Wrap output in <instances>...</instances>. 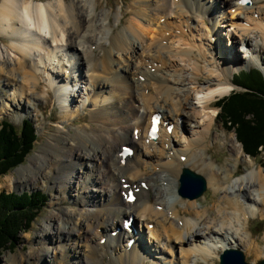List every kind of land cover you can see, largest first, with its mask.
<instances>
[{"label": "bare ground", "instance_id": "6f19581e", "mask_svg": "<svg viewBox=\"0 0 264 264\" xmlns=\"http://www.w3.org/2000/svg\"><path fill=\"white\" fill-rule=\"evenodd\" d=\"M217 1L233 6L235 11L252 12L244 6L243 0ZM99 7L96 0H73L70 4L66 0H0V39L10 41L9 45L5 43L6 49L0 48V87L4 90L10 88L16 93L20 99L18 106L32 109L29 102L31 98L43 101L40 74L52 82H56V79L63 82L64 95L74 101L77 92H70L69 86L73 81L65 77L69 70L76 82L87 80L93 92L92 98L99 105L104 104L101 107L93 105L86 126L58 130L41 150L29 158L27 165L16 171L18 178L13 176L7 180V184L0 186V189L10 190L31 188L42 177L58 195L53 202L55 206L70 204V207H61L57 213L49 215L50 224L43 228L38 237V249L33 248L22 262H39L51 255L48 264H145L151 258L152 250L146 245L142 231L138 230L136 234L132 229L129 232L126 230L124 222L131 217L140 220V226L144 232L148 231L151 242L159 246V254L173 253L175 248L180 250L174 264L209 263L228 249L247 251L255 260L264 259V247L251 234L247 236L245 247L241 243L242 238L225 236L246 233L252 218L259 216L264 220V171L255 168L254 160L244 153L236 138L218 135L212 147L202 144L200 152L179 150L171 155L172 137L170 139L167 127L163 128L161 138L157 141L148 137V121L154 114H161L164 122L174 125L173 135L181 129L186 130L187 120H195L200 116V112L190 107V100L194 98L192 95H185V100L179 93L173 97L174 92L181 89L175 90L169 83L182 86L184 80L177 79L175 75H169L174 77L169 79L167 73L161 75L159 71L154 72L150 65L155 62L166 65L164 54L168 52L174 53L186 66L192 67L196 72L193 78L195 84L204 81L206 87L202 92L208 91L201 101L208 120L203 123L197 121L196 126L211 127L218 113L214 108L217 98L234 90L230 80L224 77L230 68L240 64V53H247L238 49L236 51V45L242 43L254 52V57L259 58V50L264 44L262 27L257 25V31L246 29L239 37H229L234 42L232 49H228L215 25L211 32L213 35L217 32L213 48H208L206 52L201 49L204 43L200 45V57L208 63L204 69L207 72L204 79L200 74L201 68L194 62V47H188L190 43L183 42L180 39L182 36L176 35L181 44L178 43L174 51L163 45V41H168L172 36L167 21L172 14L178 15V18L188 17V20L205 22L202 13L208 9L201 5V0H158L153 12L147 0H136L130 4L129 10L122 7L121 13L115 15L104 10L97 14L95 9ZM212 9L214 6H211ZM189 13H192L191 17ZM238 15L235 16L237 19L244 20ZM260 15L262 21L264 12L261 11ZM129 17L131 36L119 32L109 38L114 26L109 24L112 19L124 23ZM164 18L165 23L162 24ZM231 24L235 25V22ZM95 30L99 32L95 33ZM108 42L112 48L108 51L110 56L114 49H118L125 54L130 51L136 60L120 66L105 57L98 59L96 51L102 50ZM85 44H91V47L88 49ZM72 50L80 55L75 64ZM147 52L152 58L147 59L144 65L139 64L143 59H138L144 58ZM62 56L69 58L61 63ZM250 58L248 54L245 59ZM84 68L86 74L79 73V78L75 70ZM214 68H217L216 71H213ZM218 70L222 75L217 73ZM128 75L135 76L138 80L136 85L130 83ZM143 77L144 81L141 80ZM215 77L220 79L218 85L215 84ZM150 84L161 90L160 95L155 97L147 93L153 88L150 89ZM102 85L109 89V94L100 100L101 95L97 90ZM47 94L46 100H49L51 91ZM109 99L113 102L105 104ZM7 100L13 101L11 107H18L15 100L4 96L3 102L9 103ZM135 103L141 104L138 109ZM83 106L89 105L83 103ZM36 109L43 111L45 107L38 104ZM141 109L144 111L140 115ZM76 112H80V109ZM70 115L65 116V119L70 120L73 116ZM83 122L87 120L83 119ZM206 135L205 132L197 142L189 141V147L194 144L199 146ZM126 145L136 150L132 159H124L121 154L122 147ZM154 149L158 151L154 152ZM210 149H228L232 164L219 165L212 157L206 158ZM167 151L168 158L164 156ZM185 167L198 169L200 174L209 179V185L215 193L224 191L225 195L219 201L221 208L217 212L213 211L215 215L205 206L199 207L197 200L186 201L184 210H180L175 201L171 203L159 197L162 194L159 181L165 175L174 179L173 194L181 199L176 181ZM239 169L244 174H240ZM129 191H134L137 197L135 202L129 201ZM70 192L76 195L68 197ZM211 216L215 218L211 220ZM118 230V235L114 237L113 232ZM203 235L209 239L213 235L215 239L196 243ZM132 238L135 243L130 249L128 242ZM103 239L105 243H102ZM50 247H54L53 252ZM10 264H18V261L14 259Z\"/></svg>", "mask_w": 264, "mask_h": 264}, {"label": "rangeland", "instance_id": "374dc122", "mask_svg": "<svg viewBox=\"0 0 264 264\" xmlns=\"http://www.w3.org/2000/svg\"><path fill=\"white\" fill-rule=\"evenodd\" d=\"M37 1H39V0H37ZM40 1H43V0H40ZM51 1L55 2L56 0H51ZM72 1L73 0H66L67 4H70ZM75 1H77V0H75ZM96 1L100 4V7L95 9L97 11V14H99L101 11L104 10V11H111V14L115 15V14L121 13L122 7H124V9H126V10H129L130 4L134 3V1H136V0H96ZM157 2H158V0H147V4L151 5V7H152L151 8L152 12L154 11V9H155L154 6L156 5ZM201 5L208 9L207 12L202 13V15L205 18L204 23L201 20L198 22L193 20V19L188 20V17L178 18V15L172 14L171 18L167 20L169 25H170L169 34L172 36L170 37V39L168 41L164 40L163 45L167 46V47H171L172 50L174 51L177 49L178 43L181 44L180 39H182L183 42L185 41V43H187V42L190 43V45H188V47H194V54H195L194 62L197 63L198 66L201 68V70H202L200 72L201 77L202 78L204 77V79H205L207 72L204 69H205V67H207L208 63L204 59L202 60V58L200 57V54H201L200 50L204 49V51L206 50V52H207L208 48H211V49L213 48V46H214L213 44H215V34L217 32H219V36L222 37L223 42L226 44L225 46H227L228 49H232V47H233L232 42H234V40L229 39V37L230 38L239 37V35L242 33L243 30L248 29V30L257 31L256 27H257V25H259L260 27H262V31H261V29L259 31H261L264 34V19L261 21V18H260L261 17V15H260L261 11L264 12V2H260L259 0H252V5L246 7V8H249V12L252 11L250 14H247V12L243 13L242 11H235L236 8H233V6L224 5V4H222V2H219L217 0H201ZM211 6H214V9L210 10ZM210 11H212V13H210ZM232 13H234V15ZM191 14L192 13H189L190 17H191ZM237 14H239L238 16L244 17V20L237 19L235 17ZM245 14H246V16H245ZM83 16H84V14H83ZM161 22H162V24L165 23V18L162 19ZM232 22H235V25H232L231 24ZM107 23H109V22H107ZM109 24L114 25L113 30H111L110 35L108 36L109 38L111 36L116 35L119 32L125 33L129 37L131 36L130 31H129L130 30L129 28L131 25V18L130 17L126 18L124 23L115 22V20L112 19V21ZM215 25H217V30H216L217 32L216 33L214 32V35H213V33H211V32H212V30L214 31ZM224 25H226V26H224ZM97 30H95V33ZM174 30H176V31L174 32ZM98 32L99 31H97V33ZM200 34H201V36H200ZM176 35L182 36V38L177 39ZM251 36L255 37L254 34H251ZM2 41H4V43ZM160 41H161V39H160ZM5 43H6V45H9L10 41L0 39V48L6 49ZM202 43H204V44H203V46H201L202 48L200 49V45ZM236 46H237V48H235L236 51L238 49L240 51H247V53L246 54L243 52H242V54L240 53V57L238 56V58H240V59L242 58V61L240 62V64L233 67V68H230L229 71L227 72V74L225 75L224 78L229 79L230 80L229 83L231 85H233L232 81L234 79L233 75L235 72L237 73V72H241V71H250V70L258 69V68L264 71V44H262V48L259 50V52H260L258 55L259 58L254 57L252 54L254 52L252 50H249L242 43H240V45L238 44ZM85 47L89 49L91 47V44L90 45L85 44ZM111 49L112 48L109 45V42L105 43L102 50L98 49L96 51V53H97L96 57L98 59L105 57L107 60H109L111 62L114 61L116 64H119L120 66H124V65L131 63V62L136 60L133 58V55L131 56L132 53L130 51L128 52L129 54L128 53L125 54V53L120 52L118 49H114L113 55L110 56L108 54V51ZM248 54L251 55L250 60L245 59V58H247ZM71 55L73 56V58H72L73 62H74L73 64H75V62H77L80 55H79V53L78 54L75 53L73 50L71 51ZM144 55H145L144 58L140 57L138 59V60L143 59L142 61L139 62V64L144 65L145 62L148 61L147 59L152 58V57H150V54H148V52L145 53ZM164 55L166 56V57H164L166 60V62H165L166 65L162 66L161 63L155 62V64L153 63L152 65H150V67L153 68L157 72L159 71V73L161 75H164L167 73L168 74L167 76L169 79L176 77L177 79L179 78L180 80H184V84L182 86L177 85V84H173L171 82L169 83V86L171 85L173 89H175V90L181 89V90H179L180 92L179 91L174 92V90H173V92H174L173 97H175L177 95V93L183 95L182 99L185 98V95H189V94L192 95L194 98L190 100V102H191L190 107H192L196 111L200 112V116L198 117V119L187 120L186 127H184V128H186V130L181 129L178 132V134L173 135V136H172V134H170V136L172 137V139L170 137V139L172 140L171 147L173 149V151H170L171 155H173L174 153L176 154V152L179 150H185L188 152H190V151L193 152L194 150H197V152H200L199 149H202V146H203L202 144H207L210 147H212L213 142L215 140V137L218 135L220 137L227 136L230 139H231V137L234 136L237 140L235 132H233V131L231 132L223 126V123L219 117V114H220L219 108H216L218 113H217V116H216L214 123L212 124L211 127L207 128L206 125H203L202 127L196 126L197 121L203 123L204 120H206V121L208 120L207 112L202 108V104H201L202 98H204L206 96V94L208 93V91L202 92V90H205L203 88H205L206 85H205L204 81H202L200 84H195L193 78L196 76V72L193 71L192 67L186 66V63L182 62L181 59H179L177 56L174 55V53H168L167 52ZM68 58L69 57L62 56L60 58V62L63 63V60L64 59L67 60ZM216 69L217 68H214L213 71H216ZM220 69H222V68H220ZM75 72H76V75L79 77V73H82V75L86 74V68H84L80 71L75 70ZM217 73L222 75V72L219 70ZM70 74H71V71L69 70L68 73L65 74L66 75L65 77H69V80L73 81L72 84L69 86H70V92H72L73 90L77 92L74 101L72 100V98L70 96L64 95V92L62 90L63 89V86H62L63 82H59V80H57V79H56V82H52V81L48 80V78L46 76H44L43 74H40V77L42 78L40 95L42 96L43 101L39 102V101L31 98L29 100V102L32 104V109H27L26 107L18 106L20 99L16 95V93H14L13 90H10V88L4 90L0 87V122L3 120H8L9 122L13 123L17 128H21L23 125V122L26 120H29L34 125V128L36 130V134L38 136V140L36 142L35 149L28 156L26 161L21 166L27 165L29 163V158L32 155H34L36 151L41 150V147L44 146L48 142V140L51 139V137H53L57 133L58 130L67 131L69 128H77V127L83 126V125L86 126L89 122V119L91 118L89 110L93 108V105H96L97 107H101L102 105H104V104L99 105V102L95 101L94 98H92L93 92L90 91V89H91L90 84L87 80H81V81H79V82L77 81L75 83L74 82L75 78L73 76V73L71 75ZM169 75H172V76L175 75V76L170 77ZM128 76H129L130 83L132 85H136L138 80H136L135 76L134 75H128ZM216 79L217 80L215 81V84L218 85L220 83V79H218V78H216ZM141 80L144 81V77ZM191 81H193V82H191ZM150 86H151L150 89L152 87L153 88L151 91L148 90L147 93H149L155 97L160 95L161 90L157 86L151 85V84H150ZM220 87L221 86H219V88ZM233 87H234L233 89L235 90V92L241 91V89L235 87L234 85H233ZM199 89H201V90H199ZM234 90H232L231 93H233ZM48 91H51L52 96L49 100H46V98L48 97V94H47ZM97 91L101 95L99 97L100 100L102 98H104V96L108 97L109 89L103 88V85L100 86ZM231 93L227 94L223 97H218L216 102L214 103V106L216 107L218 101L221 100L222 98H228L231 95ZM3 95L8 99L15 100V103L19 108L18 107L14 108V106L11 107V105H13V101L11 102V101L7 100V102H9V103H6V102L4 103L3 102V97H4ZM177 100H178V98H177ZM112 102H113L112 99H109V101L105 104H111ZM27 103H28V101H27ZM83 103H86V105H89V106L84 107ZM38 104H41L42 106H44L45 109L43 111H41L40 109H36V105H38ZM7 105H8V107H7ZM140 105L141 104H139V103H135L136 109H138V107ZM79 109H80V112L77 113L76 110H79ZM143 111L144 110L141 109L140 115L142 114ZM188 111L192 112L191 109H188ZM67 115H70V116L73 115V116L70 117L71 118L70 120H66L65 116H67ZM83 119L87 120V122H83ZM134 122H136V121H133V123ZM180 124H181V122H180ZM121 131H123V130H121ZM205 132L207 133L206 139L203 140L199 146L194 144V145L190 146V147H192V148H190L188 145L189 141H191L193 143V140H196L195 142H197L205 134ZM126 146H129V145H126ZM169 147H170V145L168 144L167 148H169ZM144 150H147V147H144ZM155 151H158V149H154V152ZM168 152L169 151H167L166 154L164 155L167 158L169 157ZM209 157H212L214 162H216L219 165H221V164L226 165L227 163L232 164V162L229 161V157L231 158V155H230V152L228 149H225L223 151L218 150V149H215V150L210 149L208 151V155H206V158H209ZM252 159L255 162V168H262V170L264 171V152L262 153V155L260 157L252 158ZM21 166L17 167L16 169L11 170L5 176H0V186H4L5 184H7V180L13 176L18 178V174L16 173V171ZM148 168H149V165H148ZM82 170L84 171V169H81V171ZM191 170L197 174H200L198 172V169H191ZM79 172H80V169H79ZM239 173L244 174V171L242 169H239ZM200 175H202V174H200ZM202 176L204 178H206L208 188H207L206 193L201 198L196 199V200L199 203L198 204L199 207L205 206V208L208 211L210 210L209 211L210 213L212 212L211 213L212 215H215L216 213H214V212H217L221 208L220 207L221 204L219 203V201L221 200V198L225 194H224V191H218L215 193L211 189V186L209 185V179L204 175H202ZM179 178H180V176H179ZM179 178L176 181L178 188H179ZM159 185H160V190L162 193L161 196H159V197H161V199H163V200L166 199V200L170 201L171 203L173 201H175L178 209L184 210L183 209L184 203H186V201H188V200L183 199V198L177 199L174 196V194H173L174 179L168 178V176L164 175L160 179ZM99 186L100 185H98V188L101 189V187H99ZM3 191H5L7 193H13V192L15 193L16 192L17 194H20V195H22L26 192H29V193L41 192V193H45L47 195V202L45 203V207L39 213V216L35 220L34 224L30 228V230H28L25 233H22L20 235V240L17 243L16 247L14 249L7 250L2 254V256L0 257V264H10L13 262L14 259L16 261H18V264H48L51 261V255H50V257L47 256V257L42 258L41 261H39V262H36L34 260L22 262V260L26 259V257L29 255L30 251L33 248L36 250L38 249V244H37L38 237L42 234L43 228H46L47 225L50 224L49 215L52 213H57V210H59L61 207H65V208L70 207V204L65 203V204L55 206V204H53V202H54L55 198H57L58 195H57L55 189H53L49 183H46V181L42 177L37 182V185L35 187L19 188V189H12V190H10L8 188H1L0 193ZM71 195H76V193L70 192L68 197H71ZM107 196H108V194H107ZM157 208H159V210L161 209V207H157ZM214 218H215L214 216L213 217L211 216V220H213ZM135 225H136V227L141 228L140 220L135 219ZM152 226H153V224L150 225V229L153 228ZM138 232L139 231L137 230V233ZM143 233H144V241L146 242V245L148 246V248L150 250H152V255H150L151 258H149L147 261H145V264H154L155 262H159L162 264L163 263L174 264L177 256L179 257V255H180V250L175 248L173 253L159 254V251H160L159 246L156 245V243L153 244L151 242L148 231L145 230V232L143 231ZM249 234H251L255 239H257L258 242L260 243V245L262 247H264V220H261V218L259 216L250 219L246 233L240 232V235L235 236L234 234H232V235H225V236H230L229 238H231V239H232V237H235L237 239L242 238L243 241L241 243H242L243 247H245L246 243H247V241H246L247 236L249 237ZM206 239H207V241L211 240V239H215V236L212 235V237L209 239L207 237V235H203L201 239H198L200 241H197L196 243H198V244L204 243V241H206ZM217 240H219V239H217ZM122 246H124V245L122 244ZM53 248L54 247H50V250L52 252H53ZM178 248H180V247H178ZM243 252H244V255L246 258V262L249 264H259L260 261L264 260L262 258L255 260L252 254L251 255H250V253L248 254L247 251H243ZM220 255H218L217 257H214V259L211 260L209 263H205L204 261H202V264H220ZM154 258H156V259H154ZM107 261H106V263H107Z\"/></svg>", "mask_w": 264, "mask_h": 264}, {"label": "trees", "instance_id": "16d2710c", "mask_svg": "<svg viewBox=\"0 0 264 264\" xmlns=\"http://www.w3.org/2000/svg\"><path fill=\"white\" fill-rule=\"evenodd\" d=\"M243 91L218 101L223 126L236 134L246 155L258 158L264 152V73L242 71L234 79ZM38 136L31 121L17 128L8 120L0 122V176L21 166L35 149ZM45 193H0V257L14 249L20 235L30 230L45 207Z\"/></svg>", "mask_w": 264, "mask_h": 264}, {"label": "water", "instance_id": "95a60500", "mask_svg": "<svg viewBox=\"0 0 264 264\" xmlns=\"http://www.w3.org/2000/svg\"><path fill=\"white\" fill-rule=\"evenodd\" d=\"M178 194L190 201L201 198L207 191V180L202 175L184 168L180 176ZM220 264H249L246 262L244 252L238 249H228L220 256ZM264 264V260L259 262Z\"/></svg>", "mask_w": 264, "mask_h": 264}]
</instances>
